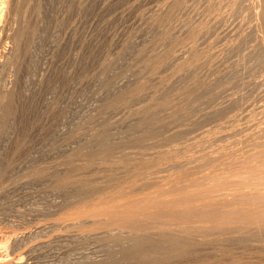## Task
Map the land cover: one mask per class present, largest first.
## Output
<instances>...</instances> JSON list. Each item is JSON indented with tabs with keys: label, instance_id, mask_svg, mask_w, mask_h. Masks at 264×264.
Instances as JSON below:
<instances>
[{
	"label": "bare ground",
	"instance_id": "1",
	"mask_svg": "<svg viewBox=\"0 0 264 264\" xmlns=\"http://www.w3.org/2000/svg\"><path fill=\"white\" fill-rule=\"evenodd\" d=\"M73 1L0 0V182L3 178L13 180L24 175L28 168L31 176L60 179L68 174V177L84 175L89 170L99 175L89 181H107L108 187L100 196L84 199L67 213L73 219L97 218L93 229L100 228L102 223L103 229L97 235L101 238L99 258L97 261L92 258L89 264H264V0H168L165 7L148 9L146 20L158 12L161 14L158 18L165 21L175 15L174 10L182 1L187 2L188 6L179 11L191 14L190 19L179 24L177 31L184 38L196 40L194 46H176L175 54L169 57L175 40L170 37L168 25L160 23L164 27L159 24V39L164 44L155 47L151 43L139 57L142 61L139 69L147 74L163 71L162 81L151 75L135 77L137 73L133 71L113 83L106 81L109 89L97 92L91 99L94 110L92 105L82 108L88 111L86 117L97 113L95 123H89L90 129L86 126L85 132L57 153L65 161L56 160L47 167L39 163L41 156L37 159L31 156L32 151L26 159L20 156L17 164L9 165L8 146L15 139L13 123L19 104V72L23 67L26 70L23 65L29 58L28 73L34 80L41 76L39 73L47 64V55L42 52L54 47L59 30L53 28L54 14L60 5L69 8ZM196 2L200 7H195ZM205 20L204 27L212 25L214 32L206 28V33H201L205 31L201 25ZM223 27L230 36L229 56L218 60L219 49L213 44V55L204 59L201 50L208 47L207 31L214 34ZM151 32L146 29L134 40L129 39L127 50L135 53L152 36ZM163 46L167 50L160 52ZM211 47L209 50L213 52ZM154 59L159 68H150ZM180 63L185 69L196 68L190 69L194 81L181 93V103L170 95L172 85L166 77L167 69ZM204 64H208L209 72L207 77L203 72L199 77L197 67ZM134 69L139 70H131ZM228 81L230 85L225 87L223 83ZM222 85L224 88L219 91ZM206 99L211 103L207 100L208 104L203 106ZM122 108L130 114L119 123L121 117H116ZM106 109L116 110V116ZM211 121L214 124L207 127ZM93 138L95 145H87ZM129 144L135 149L129 150ZM79 149L82 162L67 161ZM79 164L83 167L76 169ZM5 184L0 183L1 191L8 189ZM37 247L33 250L37 251ZM33 250L27 247L30 258L34 256ZM8 264L30 263L19 259Z\"/></svg>",
	"mask_w": 264,
	"mask_h": 264
},
{
	"label": "rangeland",
	"instance_id": "2",
	"mask_svg": "<svg viewBox=\"0 0 264 264\" xmlns=\"http://www.w3.org/2000/svg\"><path fill=\"white\" fill-rule=\"evenodd\" d=\"M167 1L168 0H154V1L153 0H83V1L74 0L72 2L73 6L70 5L69 8L67 7L64 8L61 5L59 6V10H56L54 17H53L54 31L59 29L56 31L57 33L56 44L57 45L55 44L54 47L51 49L48 48L49 46L42 49V51L46 50L47 48L49 50L47 49L46 51L42 52L44 55H47L46 56L47 64L45 66V69H43L39 73L41 74V76L39 75L38 79L34 80L33 75L28 73V70L31 68V61L29 60V58L26 59V64L23 65V66H26V70L23 67L20 70L21 73L19 72V78L20 76H23V77L20 78L21 80H19V78L17 79L18 81L17 85L19 86V91H20L18 93V103L19 104L17 103L18 109L15 110L16 118L14 120L15 122L13 123L15 139L12 142L14 143L11 142L8 146V151H9L8 155H9V162H10L9 165L13 163L17 164L20 156L22 157L20 159H23V158L26 159L27 155L28 154L31 155V153L33 154V152L34 154L35 153L36 154L35 155L33 154L31 156L32 157L34 156L33 158L35 159L41 156L38 158V160L40 159L39 163L47 167L52 166L56 162V160L57 162H60V163L65 161L66 158H64V156L59 155L57 153H59L60 150L63 149L64 146H66L67 143L75 141L79 137V135H81L83 132L86 131V128H88L90 124L95 123L96 121L95 116L97 115V113H94V115L86 117L85 114L88 111L82 110V108L85 109V108H88V105L89 106L92 105L91 99L93 98L94 94H97V92L99 91L104 93L109 89V87L105 86L106 81L109 84L113 83L115 79L117 81L121 77L123 78V76H128L129 74H131V71H133V74L137 73L135 77L137 76L143 77V76L151 75L152 77L155 76L157 81H159L161 77L164 76L165 73H163V71L162 73L161 71L159 73L158 71L159 69L156 72L153 71L155 74H152L153 72H150L149 74H147L145 73V70H142L141 72L139 67L142 68L141 66L142 61H139V57L144 52V50L150 46L151 43L152 45L154 44L153 46L155 47L158 46V44L159 45L162 44V42L164 44V40L159 39L160 33H161L159 29L160 23L164 22L163 24H166V26L168 25L167 27H169L170 29L172 27V29L171 30L169 29L168 31L170 33L171 39L175 41L173 42L171 46L172 48H170L171 56L169 57H172L175 54L176 46H180V45L182 46L183 44L187 46L189 45L190 47L194 46V43L196 42V40L193 41V40L184 38L183 35H181L179 31H177L183 21L190 19L191 14H187L183 11H179L183 7L188 6L187 2L182 1L181 2L182 5L180 3V5H178L174 10V14L176 16L172 15L170 19L168 20L162 21L160 18H158L161 15L158 12L153 14V16L151 17L152 19L148 18V20H146V17L148 16V12H149L148 9L150 10L153 8L156 9L158 6L165 7ZM74 2L76 3L77 7L75 6ZM117 3L118 4L120 3V4L118 5ZM199 4H200L199 2H196V4L194 5L195 7H200ZM149 5L151 6V8ZM83 7L84 8L86 7V8L82 9ZM61 8H64V10L63 9L61 10ZM76 8L78 9V11ZM129 10L131 12H129ZM158 19H159V22L157 21ZM205 22L206 20L201 23L203 27L205 25ZM156 23L158 24V26ZM160 25L161 27H164L162 26V24ZM210 26L204 27L205 31H201V33H206V28L214 32V29H212V25ZM146 29L147 30L151 29L153 31L151 32V34L153 33L152 36H150L149 39L145 40L146 44L143 42L139 46L140 47L139 50H137L135 53L134 51L131 52L130 50H127L126 46L129 42V39L134 40L137 34L142 33L143 30H146ZM209 30L207 31V33H209V39H210V40L208 39V47H205L203 51L201 50V55L204 56V59L208 60V58L211 57V55H213L214 45H216L215 47L219 49L217 56H216L217 59L218 60L226 59L230 54L228 53V49H229V44L231 43V41H230V36L227 34L225 30V27H223L220 30H217L218 32L216 31L214 34L213 32H209ZM172 32H174V34L176 32L177 36L176 34L173 35ZM211 33L213 35H210ZM132 36L134 37L131 38ZM179 36L183 39H181ZM185 39L188 41H186ZM178 41H180V43ZM215 41L218 43H216ZM209 42H210V45H209ZM117 43L120 45L118 46ZM218 45L220 48L218 47ZM210 46H212L211 50H213V52L209 50ZM113 48L114 50L112 51ZM116 48H119V49L116 50ZM165 49L166 48L163 46L160 52L164 51ZM110 54L112 56H110ZM121 56L123 58H121ZM32 61L34 62L33 59ZM155 61L156 60L154 59V63L152 62V64H154L153 66H151L152 64H150V68H154V67L159 68V63ZM113 62H115V65L119 68H116V66L113 65ZM117 62L119 65L117 64ZM122 62H125L124 65ZM109 63L110 64L112 63L111 66ZM106 64L107 66H105ZM181 64L182 63L178 64L180 65L179 67L178 65L177 66L172 65V67L170 66L168 68L169 70L167 69L166 71V77H167L168 83L172 85L171 88H169V93L172 90L170 95L173 97H176L177 100H179V103L183 101L182 100L183 94L181 93L185 90V88H188L189 84L193 83L194 81L192 77L193 74L190 71V69L194 68L196 70L195 66H193L192 68L186 66V69H185V66H182ZM122 65L124 66V68H122ZM207 65L208 64H204L203 66L201 65L197 67V73H199L198 74L199 77L200 75H202L201 74L202 72H203V76L207 77V74L209 72V70H207V68L209 69V67H206ZM114 66H115V69H114ZM107 67L109 68V70H107ZM129 67L131 69L137 68L139 70L135 72V69L131 70ZM199 67L200 68L202 67V69L203 68L204 69L202 70ZM117 69H119L120 71ZM205 69L207 71H205ZM127 72L129 74H127ZM186 73L188 75L191 74L192 76L190 75L188 76ZM24 74L25 75L27 74V75L24 76ZM176 75L179 77H177ZM30 78H33V79L30 80ZM26 80L28 82H26ZM29 81H31L32 84ZM183 81H185L184 82L185 84L182 83ZM228 83L229 81L226 83L224 82L223 85L225 87L229 86L230 84ZM181 84L183 86H181ZM223 85L219 88V91L223 90L222 89L224 88ZM51 92H52V95H51ZM88 93L90 94V97ZM207 100L208 99H206V101L203 103V106H206L208 103L209 104L211 103V100H208V103H207ZM172 105L173 104L171 103L170 106ZM91 108L89 109L94 110L93 105L91 106ZM106 110H109V109H106ZM111 110L109 111H111L112 114L114 112H115L114 115L117 114L116 110L114 112H113V109ZM121 110H122L121 112L120 110L119 111L117 110L118 114L119 113L121 114L119 115L117 114L118 117L116 118H119V117L123 118V120H121L120 118L119 123H122L121 121H124L125 118H128V115L130 114L128 110H124L123 108ZM170 110L172 109L170 108ZM122 113H123V116H121ZM81 118L83 119L80 120ZM82 121L83 122L85 121V122L83 123ZM202 124H205V123L203 122ZM202 124L198 126H201ZM210 124H214V123L212 121L207 122L206 124L207 127ZM98 129L99 128L97 127L96 132L98 131ZM95 139L93 138L92 140L90 139L89 141H87V145H91V146L95 145V142H96ZM134 149L135 148L130 145L129 150H134ZM17 153L18 155H16ZM75 153L77 154L76 157H75L76 155ZM75 153H73V155L69 158V160L67 159V161L82 162L80 159L82 158L81 157L82 152L80 153V149L77 150V152ZM30 155H28V157ZM44 156H46L47 158H45ZM48 156H50V158ZM82 156H85V155H82ZM13 159H15V161ZM48 159L50 161H48ZM82 167L83 165L81 164L75 166L76 169L82 168ZM84 167L86 168V165H84ZM27 171H25L26 175L25 174L20 175L19 177H16L17 179L13 178V180L12 179L8 180L6 178H3L0 182L2 183L3 186L5 183H6L5 186L9 185L8 189H6L5 191L0 190V196H1L0 197L1 198L0 199V204H1L0 205V264H3V263L8 264L13 261H17V260L19 261V259L20 261H24V262L28 261V263L30 264H82V263L89 264V262L92 261L93 259L94 261H97L99 258L98 256L99 245L101 244V238H97L98 237L97 235H98V232H100L103 229L102 223H99L100 228L98 227V229H93L94 227L93 223L95 221H98L97 218L94 219V218L82 217L83 219L82 218L73 219L72 217L68 216L67 213L71 211L75 206L82 204L84 199L87 198L90 200V199L100 196L102 194L101 192H103L105 188L108 187L107 185L108 182L103 181V180H100V181L91 180L92 182L89 181L90 179H93L94 177H96V175L99 176L98 174H94L93 171H89V170H88V173H85L84 175L74 174L73 177L72 176L68 177L69 175L68 174L66 175L67 177L64 176L63 179H60L58 176H56L55 178L51 176L37 177L34 174H33L34 176L33 177L31 176L32 174L29 173V168ZM28 174L31 177L29 176L27 177ZM11 182L13 183L11 184ZM10 184L12 186H10ZM18 185H20V187ZM11 187H13V191ZM100 188H102V190ZM43 193L44 195H42ZM62 200L64 203L62 202ZM95 228H97V224ZM48 241L50 242L52 241V242L50 243ZM27 247H28V250L29 249L33 250V248L36 249V247L38 248L37 251L33 250V253L34 252L35 253H34V256H31L32 259L28 256ZM39 248H42V250ZM93 249L97 251L95 252L93 251ZM24 258L26 259L24 260Z\"/></svg>",
	"mask_w": 264,
	"mask_h": 264
}]
</instances>
